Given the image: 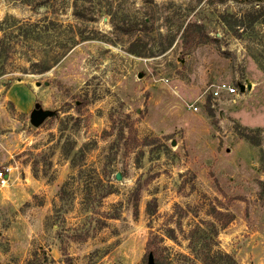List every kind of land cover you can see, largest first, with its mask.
Masks as SVG:
<instances>
[{"label": "rangeland", "instance_id": "1", "mask_svg": "<svg viewBox=\"0 0 264 264\" xmlns=\"http://www.w3.org/2000/svg\"><path fill=\"white\" fill-rule=\"evenodd\" d=\"M79 1L0 0L81 33L0 59V264H264V0Z\"/></svg>", "mask_w": 264, "mask_h": 264}, {"label": "trees", "instance_id": "2", "mask_svg": "<svg viewBox=\"0 0 264 264\" xmlns=\"http://www.w3.org/2000/svg\"><path fill=\"white\" fill-rule=\"evenodd\" d=\"M8 3H24L32 5L34 8H41L48 6L49 4L55 5L60 2V4L65 5L68 0H4ZM92 4L85 5V3H80L79 0H73L74 15L81 21H85L87 16V11L90 10ZM117 13L112 16L117 19ZM144 22H147L144 19ZM188 27L185 31H187ZM188 30L187 35H189ZM0 59L4 57L6 49L11 45V43H22L28 45L29 47L34 46L36 42L43 41H57L60 47L69 50L77 43L76 35L80 32L75 29L74 25L71 23L63 24L53 19H38L34 21H27L19 19L12 14H7L3 19L0 20ZM81 34V33H80ZM203 34L202 32L199 33ZM190 38L196 42L205 41L201 36H195ZM34 66H40V72L46 71L50 68L44 61L38 60L32 63ZM212 236V235H211ZM211 237L208 233H204L200 237L194 239V248H198L200 252L197 255L202 258L206 264H239L236 259L228 252L216 251L211 253L208 246ZM151 243V242H150ZM207 249V251L205 250Z\"/></svg>", "mask_w": 264, "mask_h": 264}, {"label": "built area", "instance_id": "3", "mask_svg": "<svg viewBox=\"0 0 264 264\" xmlns=\"http://www.w3.org/2000/svg\"><path fill=\"white\" fill-rule=\"evenodd\" d=\"M211 93L215 96H219L223 93L227 94H236L238 93V86L230 85L226 82L213 84L211 86ZM9 168L4 167L3 169H0V184L5 185L8 181V175H9Z\"/></svg>", "mask_w": 264, "mask_h": 264}, {"label": "water", "instance_id": "4", "mask_svg": "<svg viewBox=\"0 0 264 264\" xmlns=\"http://www.w3.org/2000/svg\"><path fill=\"white\" fill-rule=\"evenodd\" d=\"M251 87H252V84L249 83L247 85V88H251ZM239 89L241 91H244L246 89V85L244 83H240L239 84ZM46 115H47L46 112H42L40 109H36L35 112L32 115L31 122L34 125H39L41 123V121L45 118ZM148 264H160V263H157L155 261L153 254H150L149 258H148Z\"/></svg>", "mask_w": 264, "mask_h": 264}]
</instances>
